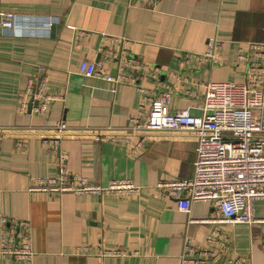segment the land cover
Listing matches in <instances>:
<instances>
[{
  "label": "crops",
  "instance_id": "crops-1",
  "mask_svg": "<svg viewBox=\"0 0 264 264\" xmlns=\"http://www.w3.org/2000/svg\"><path fill=\"white\" fill-rule=\"evenodd\" d=\"M0 10L20 16L17 29H0V217L28 222L34 253L27 263L4 257L0 264H202L193 251L214 227L206 222L213 205L154 188L161 179L191 177L195 133L134 130L129 119L145 120L146 98L156 95L172 111L200 115L207 83L244 82L254 58L247 43L264 42V0H158L152 7L143 0H0ZM210 37L221 45V63H185L184 51L203 52ZM127 57L138 66L122 68ZM82 61L123 78L84 76ZM40 66L42 84L33 76ZM39 86L53 97L42 112L32 108ZM59 122L66 126L60 134ZM61 153L65 168L90 183L129 179L140 191H30L35 178L58 172ZM253 214L264 219V200L254 202ZM219 228L230 235L228 254L264 264L263 221ZM183 253L193 262L182 263Z\"/></svg>",
  "mask_w": 264,
  "mask_h": 264
},
{
  "label": "built area",
  "instance_id": "built-area-1",
  "mask_svg": "<svg viewBox=\"0 0 264 264\" xmlns=\"http://www.w3.org/2000/svg\"><path fill=\"white\" fill-rule=\"evenodd\" d=\"M152 7L158 0H143ZM20 16L0 10V29L15 30ZM117 40L116 37H108ZM254 58L248 62L244 82L231 84L210 82L205 86L202 113L192 115L187 109L172 111L164 95L148 96L149 111L145 120L129 119V126L143 131H192L196 135L195 158L191 177L161 179L154 185L171 198H184L191 202L203 201L213 205V212L206 222L214 225L209 230L202 247L194 249L199 263L252 264L241 255L227 253L230 235L219 228L220 225L263 221L253 214L254 202L264 200V117L261 114V88L264 80V42H248ZM221 45L215 37L207 40L203 52L184 51L185 63H221ZM239 58H244L239 55ZM139 61L125 58V66L136 68ZM79 71L84 76H95L110 82H118L116 77L105 72L100 66L90 67L82 61ZM46 69L37 67L33 76L42 84L46 79ZM140 93L143 92L138 87ZM34 111L42 112L53 97L39 86L33 91ZM56 133L66 130L65 124L55 125ZM53 142L56 143L54 140ZM22 143V141L18 142ZM58 147V145L56 146ZM66 153L59 155V168L55 175L35 178L30 191L72 192L74 194H120L134 195L140 186L129 179H111L106 184H94L70 173L65 168ZM28 222L14 217H0V258L30 262L34 253L27 234ZM187 247H184V251ZM85 251L87 248L84 247ZM195 254V253H193ZM103 256H113L116 252L104 250ZM181 262H193L182 254Z\"/></svg>",
  "mask_w": 264,
  "mask_h": 264
},
{
  "label": "water",
  "instance_id": "water-1",
  "mask_svg": "<svg viewBox=\"0 0 264 264\" xmlns=\"http://www.w3.org/2000/svg\"><path fill=\"white\" fill-rule=\"evenodd\" d=\"M34 103H36V101H34Z\"/></svg>",
  "mask_w": 264,
  "mask_h": 264
}]
</instances>
